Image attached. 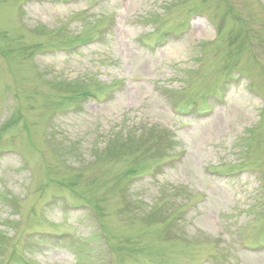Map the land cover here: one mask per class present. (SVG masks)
I'll return each mask as SVG.
<instances>
[{
	"label": "rangeland",
	"instance_id": "obj_1",
	"mask_svg": "<svg viewBox=\"0 0 264 264\" xmlns=\"http://www.w3.org/2000/svg\"><path fill=\"white\" fill-rule=\"evenodd\" d=\"M183 1L0 0V264H264V0Z\"/></svg>",
	"mask_w": 264,
	"mask_h": 264
}]
</instances>
